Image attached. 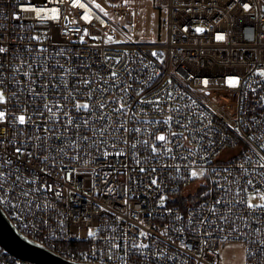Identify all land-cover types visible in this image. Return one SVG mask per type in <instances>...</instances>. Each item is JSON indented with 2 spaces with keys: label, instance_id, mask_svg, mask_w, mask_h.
<instances>
[{
  "label": "built area",
  "instance_id": "1",
  "mask_svg": "<svg viewBox=\"0 0 264 264\" xmlns=\"http://www.w3.org/2000/svg\"><path fill=\"white\" fill-rule=\"evenodd\" d=\"M0 47V205L22 233L82 262L219 264L240 241L264 264V0H0ZM0 264L36 263L0 243Z\"/></svg>",
  "mask_w": 264,
  "mask_h": 264
},
{
  "label": "snow or ice",
  "instance_id": "2",
  "mask_svg": "<svg viewBox=\"0 0 264 264\" xmlns=\"http://www.w3.org/2000/svg\"><path fill=\"white\" fill-rule=\"evenodd\" d=\"M81 7H84V5H81ZM96 7L99 8L100 6H99V5H96ZM249 7H250V5H248V4H245V5H244V8H245V9H248ZM45 11H51V12L55 13V12L57 11V9H47L46 7H39V8L36 9V15H37V16H40V14L43 13V12H45ZM101 11H103V9H101ZM52 18L55 19L56 17L53 16ZM85 19H88V17H85ZM196 31H198V32H199V31H203V29H202V28H197ZM33 38H34V39H38V37H33ZM217 39H221V40H222V39H224V37H223V36H218ZM4 52H6V49H5L4 47H0V53H4ZM0 67H2V65H0ZM260 75H261V76H264V69H261V70H260ZM116 76H117V73H116L115 71H113V72L111 73V77H116ZM82 83H84V84H88L89 81L84 80V81H82ZM203 83H204V84H207L208 82H207V81H204ZM236 83H237V81L234 80V79H232V78H230V79L228 80V84H229L230 86H235ZM98 91H100L101 93H103V92H105V91H108V89H106V88H100V89H98ZM91 98H92V94H91V93H88V99H91ZM121 99H123V98L121 97ZM4 100H5V95H4V85H3V81L0 80V103H3ZM93 103H95L100 109H103V108L105 107V102H103V101H99V98H97L96 101H93ZM44 107H45L49 112L52 111V109H51L47 104H45ZM74 107H75L77 110H79V109H90L91 105H90L89 103H87V102L80 103L79 101H77V102L75 103ZM125 107H126V104H125V103H121L119 109H115V111H120V109H124ZM64 115H65V117L68 116L67 113H65ZM4 118H5V112L2 111V110H0V121H3ZM17 119L19 120V123H20V124H24V123L26 122V118H25L24 115H20ZM29 119H30V118H29ZM99 119L103 120V119H105V117L102 115V116L99 117ZM82 123H83L84 125H88V124H89V120H88V119H84V120L82 121ZM67 124H73V120H72L71 118H68V120H67ZM77 127H78V126H77ZM230 127H231V125H230ZM65 128H67V125H65ZM46 131H48V130L46 129ZM133 131L139 132L140 129H138V128H137V129H133ZM236 131L239 132V129H236ZM101 134L103 135V132H102V131H101ZM172 135L175 136L176 133H172ZM83 138H84V139H88L87 137H83ZM250 139H255V137H250ZM156 140L164 141V140H166V137H165V135L161 134V135H159V136H156ZM143 143L147 144L148 141H143ZM132 147L135 148V144H133ZM260 147H261V148H264V144H261ZM23 148H24V145H23V143H22L21 146L15 148V152H16L18 155H22V154H24V153H23ZM156 150H157L156 147L153 146V147H152V151L155 152ZM107 154H108V153H105V155H107ZM120 154H122V152H118V153H117V155H120ZM28 155L31 156L32 154H31V153H28ZM44 159H45V161H47L48 158L45 157ZM4 162L7 163V164H11V160L7 159L6 157H4ZM261 166L264 167V164H262ZM2 167H3V164H0V169H2ZM141 171H144V169L141 168ZM153 171H154V169H153ZM204 171H205V170H203V169H201L199 172L196 171V170H193V171L191 172V176H192V177L203 176V175H204ZM213 171H215V170H213ZM225 171H227V170H225ZM9 174H11V173H9ZM4 180H5V173H4L3 171H0V182H3ZM17 180H19V177H17ZM151 183H152V184H156L157 181H156V180H152ZM247 183H248V184H251L252 181H251V180H248ZM14 186H18V184H17V185H14ZM109 190L111 191V189H109ZM0 193H3V196H0V202H3V200L7 198V190L3 187V184H2V183H0ZM28 194H29L28 192H22V195H23V196H28ZM257 194L260 196L261 200H264V192H259V193H257ZM164 199H165V198L162 196L161 199H160L161 204H163ZM216 203H220V201L218 200V201H216ZM249 207H264V204L254 205V204H251V203H250V204H249ZM178 218H179V217H178ZM88 234H89L90 236H91V235H95V233H94L93 231H91V230H89V233H88ZM163 234H165V233H162V235H163ZM139 235H141V236H147L148 233H146V232H144L143 230H141L140 233H139ZM133 247L147 248L148 245H147V244H140V245H135V244H133Z\"/></svg>",
  "mask_w": 264,
  "mask_h": 264
},
{
  "label": "water",
  "instance_id": "3",
  "mask_svg": "<svg viewBox=\"0 0 264 264\" xmlns=\"http://www.w3.org/2000/svg\"><path fill=\"white\" fill-rule=\"evenodd\" d=\"M0 243L13 254L36 264H103L69 259L22 233L0 205Z\"/></svg>",
  "mask_w": 264,
  "mask_h": 264
},
{
  "label": "rangeland",
  "instance_id": "4",
  "mask_svg": "<svg viewBox=\"0 0 264 264\" xmlns=\"http://www.w3.org/2000/svg\"><path fill=\"white\" fill-rule=\"evenodd\" d=\"M104 1V0H102ZM160 30V25L156 26ZM162 40L167 37V26L164 24L161 30ZM229 104H233L229 98L226 99ZM220 262L219 264H244L246 261V251L244 244L240 241H230L222 243L218 249Z\"/></svg>",
  "mask_w": 264,
  "mask_h": 264
}]
</instances>
